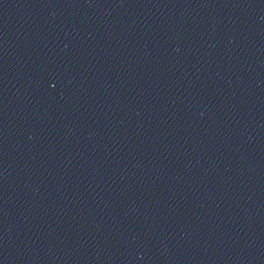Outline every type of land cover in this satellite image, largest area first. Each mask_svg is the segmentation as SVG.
<instances>
[{
    "label": "water",
    "instance_id": "1",
    "mask_svg": "<svg viewBox=\"0 0 264 264\" xmlns=\"http://www.w3.org/2000/svg\"><path fill=\"white\" fill-rule=\"evenodd\" d=\"M0 264H264V0H0Z\"/></svg>",
    "mask_w": 264,
    "mask_h": 264
}]
</instances>
